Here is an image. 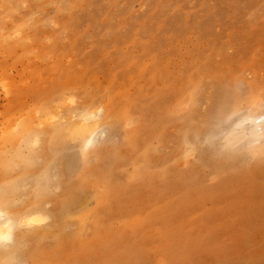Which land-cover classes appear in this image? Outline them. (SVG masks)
Segmentation results:
<instances>
[{
	"label": "rangeland",
	"instance_id": "rangeland-1",
	"mask_svg": "<svg viewBox=\"0 0 264 264\" xmlns=\"http://www.w3.org/2000/svg\"><path fill=\"white\" fill-rule=\"evenodd\" d=\"M0 7V264H264V0Z\"/></svg>",
	"mask_w": 264,
	"mask_h": 264
},
{
	"label": "bare ground",
	"instance_id": "bare-ground-1",
	"mask_svg": "<svg viewBox=\"0 0 264 264\" xmlns=\"http://www.w3.org/2000/svg\"><path fill=\"white\" fill-rule=\"evenodd\" d=\"M1 8V7H0ZM3 8V7H2ZM250 111H252V110H250ZM96 112V111H95ZM253 112H255L254 110H253ZM257 112H258V110H257ZM87 115V114H86ZM90 115V114H89ZM255 115V114H254ZM91 116V115H90ZM94 116V115H93ZM96 116H97V114H96ZM249 116V115H248ZM256 116V115H255ZM85 117V116H84ZM252 117H253V115H252ZM89 117H87V120H89L88 119ZM94 118V117H93ZM252 119H254V118H252ZM256 119V118H255ZM8 120V119H7ZM92 120V119H91ZM14 122V121H13ZM81 124V123H80ZM80 124H78V125H80ZM91 124H92V122H91ZM60 125V124H59ZM84 125V124H83ZM90 125V124H89ZM96 125H97V123H96ZM85 126V128H86V126H87V124H85L84 125ZM92 126V125H91ZM75 127L76 128H78V126H74V129H75ZM95 127V126H94ZM73 128V127H72ZM90 128V127H89ZM98 128V127H97ZM93 129V128H92ZM83 130H85V129H83ZM89 131H91V130H87V133L89 132ZM95 131H96V127H95ZM94 131V132H95ZM90 133V132H89ZM78 134V133H77ZM82 134V133H81ZM92 134V133H91ZM264 134V133H263ZM61 136V135H60ZM91 136V135H90ZM74 138V137H73ZM92 139V138H91ZM259 139V138H258ZM35 140V139H34ZM33 140V141H34ZM37 141V140H36ZM96 141V140H95ZM95 141H93V142H95ZM92 141H90V143H91ZM89 143V142H88ZM88 145V144H87ZM86 145V146H87ZM197 145V144H196ZM80 147H81V145H80ZM79 148V147H78ZM89 149V148H88ZM54 180V179H53ZM2 214V213H1ZM1 216V215H0ZM38 216V215H37ZM2 217H3V215H2ZM35 221V220H34ZM13 222V221H12ZM20 222V221H19ZM31 222V221H30ZM38 222H40L39 220H38ZM28 223V222H27ZM16 224V223H15ZM30 224V223H29ZM6 228V229H5ZM11 228H14L13 226H12V223H10V221L9 220H6L4 223H0V241L5 237V238H7L6 236H9L10 237V234L9 233H6L7 231L9 232L10 231V233H11V231H12V229ZM10 229V230H9ZM3 230H5V233L6 234H4V231ZM3 237V238H2ZM9 237L7 238V239H9ZM2 238V239H1ZM11 239V238H10ZM9 239V240H10ZM12 241V240H11Z\"/></svg>",
	"mask_w": 264,
	"mask_h": 264
}]
</instances>
